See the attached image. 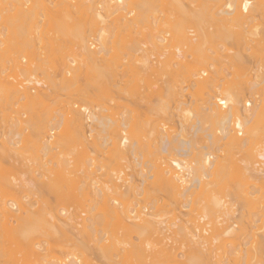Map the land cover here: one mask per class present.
<instances>
[{"label": "bare ground", "instance_id": "obj_1", "mask_svg": "<svg viewBox=\"0 0 264 264\" xmlns=\"http://www.w3.org/2000/svg\"><path fill=\"white\" fill-rule=\"evenodd\" d=\"M55 1L52 7H43L46 12H43V9L38 12L37 8L39 9L43 4L40 3L42 0H0V108L7 106L9 110L11 109L9 107L13 108L19 104L21 109H25V112L23 110L22 113L19 112L18 105V110L17 107L11 109L12 115L9 113L1 119L4 124L0 128L2 129L0 131V185L4 181V184L11 186V189L7 187L8 185L6 186L10 191L12 190L11 192L14 191L12 188H16L18 192L23 189L26 194L28 193L24 196L25 192L22 191L24 193L18 200L15 199L14 194L15 200L13 198L8 201L0 200V220L3 222V224L0 222V227L5 228L7 223L10 225L12 221L10 223L9 221L13 220V217L15 224L18 221L15 228L12 225L11 230L4 231L19 237L15 240L23 241V246L28 252H26V258H28L27 254H30L34 257V262L43 259V256H40L41 251L40 255L37 252L41 250V246L43 247V242L49 246L52 243L54 246L56 243L53 244V242L56 241L57 245L54 246L56 249L59 246L61 249L65 248L70 243L68 246L70 250L59 251L61 256L63 254L64 260L53 261L50 264H57V262L58 264H115L118 259L122 264L127 262L131 264L132 261L139 260L144 264L149 262L179 264L176 262L183 261L177 258L181 254L178 249L182 250V242L179 248L174 245L183 236L184 246L186 245L185 248L190 246L188 247L190 252L188 251L189 254L185 258L187 251L184 249L185 252L181 255L185 259L182 263L222 264V258L218 257L220 250L215 244L218 239L234 237V241L238 242L240 236L249 232L253 233L252 230L257 226L253 224L259 220H252L253 223L250 221L248 226H244L241 223L244 215L238 212V203L234 205L233 202L240 199L242 204L250 202L248 205H251V202L254 204L256 200L260 203L262 200L259 201V199L264 192V133L262 131L264 129L262 127L264 121V32H259L253 27L254 34H251L249 33L251 28H248L246 35H252L253 41L255 39L256 46L253 48L244 42L246 40L244 38L247 37L243 35L245 28L239 30L240 32L232 31L234 24L239 27L249 26L248 20L254 18L255 12L260 11L259 8L262 7L261 10H263L264 0H215L214 5L206 6L208 12L205 6L206 12L201 9L203 4L197 7L194 0L195 3L188 0L186 4L183 0H98L97 4L89 3L96 4V7L92 8L91 5V8L87 10L88 17L80 21L74 17L77 12L71 9L77 5V0ZM88 1L92 2V0ZM51 3L52 1L48 2V4ZM189 3H192L194 7H191ZM6 4H9L8 8L5 7ZM163 5L167 7L161 8L160 6L163 7ZM20 6L24 7L23 10H20ZM159 7L161 10H158ZM193 8L201 10H195L196 14L193 15L191 14L194 13ZM198 11L200 13H197ZM201 12L209 15L201 14ZM185 22L187 26L183 27ZM142 23L145 24L143 28L139 27ZM230 23H233L232 27ZM145 28L148 30L146 34H144ZM122 35L130 38L135 35L137 37L135 39L133 37L132 42L130 41L133 46L129 47L133 49H130L131 52L128 51V55H131L125 57L127 61L124 57L122 58L128 62L126 65L124 61V64L120 62L122 60L120 57V60H116L111 65L113 57H109L112 55L110 52L116 45L115 41L118 39L121 41L119 37ZM113 43L115 45L111 46ZM235 43H238V46L240 44L242 53L256 48V53L254 52L257 55L256 61L258 59L257 62L255 61L256 66L249 77L248 70L233 83L220 81V84L216 85L215 76L221 69L217 68L220 62L216 59L217 55L223 52L220 50L227 51L220 57L223 56L225 61L235 63V65L231 64L233 67L239 64L236 62L245 61L243 55L239 53L240 50H233L230 47L227 49L229 44ZM41 44H44L45 48ZM48 44L52 46L54 44L56 47L62 44V48L68 51L63 57L62 49L57 47L58 51L61 50L63 57L61 59L62 57L59 56L62 60L60 74L64 79L61 87L68 89L78 82L84 84L83 88L75 91L81 103L80 110L77 109L75 102L71 104L67 102L68 109L62 110L63 112L61 109L49 108V111L45 112L47 125L42 123L38 129L36 125L39 124L30 125L27 118L25 121L22 116L24 113L35 116L36 107H47L48 103L54 100L53 91L56 87L58 89L56 82L51 80L53 77L50 78L52 74L49 71L52 68L48 66L49 59L39 49L42 47L43 53H48L46 49ZM66 44H71L72 48L70 46L71 49L68 47L66 50ZM19 45L27 49L26 57L29 52L31 57L25 67L20 66L26 62L24 55L21 58L23 62H12V70L15 69L14 73L21 76L24 83H16L14 76L6 75L8 67H4L3 63L6 54L11 50H18ZM51 45L48 50L50 48L54 50ZM244 45L247 47L245 48ZM214 49L219 54L212 58L216 54ZM210 50L214 56L209 55ZM106 56L109 57L107 58L110 62L106 60ZM105 61H107L106 65H103ZM227 62H224L225 65ZM224 63L222 61L220 65ZM215 64L218 65L215 66ZM117 72L121 79H125V81L122 80L125 83H121V79H115L119 76ZM185 73L192 78L191 80L187 78L192 88L198 86L207 90L204 92L206 98H202V107L199 105L200 108L195 111L187 109L188 101L182 99V91H186L187 86L184 88L180 86V80ZM69 74L71 77H66ZM38 75H42V78ZM37 76L41 80L44 79V82L41 83ZM126 78L130 83L134 82V85L130 84L128 90L124 88L129 83ZM104 80L112 83L105 84ZM120 83L124 84L122 89L126 90L123 93L125 94L124 102L129 100L122 104V107L120 106L121 112L118 115L120 118L111 117L108 113L110 108L106 107L107 105L102 107L100 105L99 108L91 105L96 101V93L103 86L102 84L107 85L108 87H105L109 90L119 86ZM30 84L32 88L43 85L46 92L42 93L44 90L41 89L39 94H32L31 88H28ZM132 87L134 90L130 91ZM52 96H54L53 99H51ZM7 100H13L12 103H8L9 106ZM142 102L146 111L141 108ZM140 108L145 112L143 116ZM147 111L150 114H147ZM69 114L70 117H68ZM70 125L75 129V138L77 136V140L73 142L76 147L73 154L75 155V150L82 152V154L80 151L77 152L79 156L81 155L80 158L77 156L80 159L76 161L77 164L73 160L75 156L70 158L68 154L63 155L58 150L61 145L59 141L57 142L60 133L56 135L58 139L51 142L55 130L62 132ZM31 128L32 130L36 128L34 132L38 137L37 152L40 154L34 159L23 155V145L27 140L26 133ZM186 129L187 132H185ZM243 132L244 137H239L243 135ZM89 139H92V143ZM96 153L99 154L97 157L90 156L97 155ZM107 153H113L118 164L117 167L104 171L103 163L99 162ZM242 153L247 158L243 155L244 159L241 161L237 159L239 165L234 158L237 154L241 156ZM217 154L222 161H225L226 157V161L229 159L232 175L241 185L231 195L233 198L230 194H222L219 197L216 193H212L207 199L208 209L206 207L204 211L202 209L203 212L198 211L195 214L197 216L194 217V220H198L197 222L202 221V225L195 223L196 226L194 225L195 227L190 230L187 225L190 220L182 219L187 214L185 213L182 217L181 209L188 208L187 212L190 214L194 212L192 205L196 204V200L215 183V178L223 173L224 168ZM96 158L99 160L97 161ZM4 166H8V170L10 167L11 169L14 167L15 171L20 169V178L12 174L13 169L12 173H10L11 169L8 171L11 175H3L6 174L3 172L7 169L4 170ZM65 174L74 179L70 180L71 178L66 177ZM72 174L74 175L71 176ZM58 175H63L61 178L65 176L61 181L70 182L71 188H75L76 192L72 190L74 202L68 208L60 209L61 211L50 210L47 207L44 208L48 211L42 208L41 210L37 205L38 199L32 198L35 195L38 196L37 192L40 194L37 186L52 192L57 179L55 176L59 177ZM16 189L15 192H17ZM154 192L163 193L173 203V208L167 214H160L159 209L155 208L156 199L150 196ZM208 195L210 193H207L205 197L207 198ZM29 196L32 197L28 198ZM147 199H150L149 208L140 205ZM17 209L20 213L16 216L13 211ZM77 209L80 210L77 211ZM168 214L171 216L167 217ZM23 215L25 217H22ZM97 218L114 220L115 227L122 231V237H117L119 231L112 236L107 230L98 228ZM39 235L45 238L43 242L36 240ZM132 235L137 238V243L132 241L134 240ZM60 240L65 241L66 245L58 243ZM242 240L240 237V241ZM247 241L242 244L238 242L244 248H239L238 243L236 245L233 240L230 241L228 243L230 254H237L232 255L236 257L223 261L224 264H229L230 260L233 264H264V251H259L264 243L259 246V249ZM216 250H219L218 253ZM91 254L99 256L94 255L93 258H89ZM180 257L183 259L182 256ZM35 258L38 259L35 260ZM100 259H106L107 263ZM223 259L225 260L226 257ZM120 261L116 263L121 264Z\"/></svg>", "mask_w": 264, "mask_h": 264}, {"label": "rangeland", "instance_id": "obj_2", "mask_svg": "<svg viewBox=\"0 0 264 264\" xmlns=\"http://www.w3.org/2000/svg\"><path fill=\"white\" fill-rule=\"evenodd\" d=\"M44 1V2H43ZM50 1H52V3L51 4H48V2H50ZM55 0H42V2H40V3H43L42 5H40V7H39V9L37 8V10H38V12H39V10H41V9H43L42 11L43 12H46V9L45 8H43V7H47V6H51L52 4H54V3H56V1L54 2ZM78 1V3H77V5L74 7V8H71V9H73L74 10V12H77V13H75V19H77L78 21H80L81 19H83V20H85L84 18H87L88 16V13H89V11H87L88 10V8H91V5L92 4H89V3H98V0H92V2H90V1H88V0H82L81 2H80V0H77ZM95 1V2H94ZM184 2H185V4L186 3H188V2H190V1H192V3L194 2V1H196V6L197 7H199V5H201V4H203V6L201 7V9H203V11L205 10V12H206V9H207V7H210V6H212V5H214V2H215V0L213 1V0H183ZM186 1H188V2H186ZM33 2V1H32ZM32 2H31V5H32ZM54 2V3H53ZM84 2V3H83ZM85 2H87V3H85ZM183 2V3H184ZM197 2H198V4H197ZM200 2V3H199ZM33 3H35V2H33ZM192 3H189L190 4V6L192 7H194V5L192 4ZM83 4V5H82ZM86 4V5H85ZM87 4H88V6H87ZM96 4L94 5H92V8H93V6H95L96 7ZM205 4V5H204ZM207 4H211V5H207ZM7 5H9V4H6V8H8L7 7ZM46 5V6H45ZM89 5H90V7H89ZM3 6V5H2ZM29 6V5H28ZM78 6V7H77ZM84 6V7H83ZM187 6V5H186ZM189 6V7H190ZM195 6V7H196ZM204 6L206 7V9L204 8ZM18 8H19V6H17ZM17 7H16V9H15V11L17 10ZM32 7V6H31ZM52 7V6H51ZM83 7V8H82ZM161 8H166L167 7V5H163V7L162 6H160ZM158 8V10H161V8ZM10 8V7H9ZM23 8L24 7H22L21 8V6H20V10H23ZM26 8V7H25ZM50 8V7H49ZM48 8V9H49ZM56 8V7H55ZM59 8V7H58ZM76 8V9H75ZM262 8V7H261ZM261 8H259L260 9V11H259V9H258V11L259 12H255V15H254V20L252 21V20H248V24H249V26L247 27L246 25L245 26H243V25H241L240 27L239 26H237V24H234L235 26H233V28H232V31H236V32H240L239 30H243L244 28V31L243 32H245V34H243V32H241L243 35H245V36H247V37H249V38H244V39H246V40H244V42L245 43H247L248 44V46H256V44H255V39H254V41H253V37H251L252 35H246V33H247V31H249V29L248 28H251V32H249V33H251V34H254V33H252V31L254 32V28L255 29H257L259 32H264V8H263V10H261ZM51 9V8H50ZM82 9V10H81ZM84 9V10H83ZM188 9V8H187ZM190 9V8H189ZM198 9H200V8H193V10H194V13H191V14H196L195 12L198 10ZM200 9V10H201ZM45 10V11H44ZM72 10V11H73ZM196 10V11H195ZM14 11V12H15ZM82 11V12H81ZM186 11V10H185ZM188 11V10H187ZM81 12V13H80ZM87 12V13H86ZM164 12L165 13H167L166 12V10H164ZM163 12V13H164ZM189 12V11H188ZM192 12V11H191ZM205 12H201V14L203 13V14H206ZM207 12H208V9H207ZM80 13V14H79ZM84 13V14H83ZM86 13V14H85ZM162 13V14H163ZM187 15H189V13H187V12H185ZM197 13H200L199 11L197 12ZM77 14V15H76ZM161 14V15H162ZM208 14V13H207ZM206 14V15H207ZM80 15V16H79ZM83 15V16H82ZM209 15V14H208ZM85 16V17H84ZM190 16V15H189ZM192 16V15H191ZM250 21H252V22H250ZM243 22V21H242ZM244 22H246V21H244ZM247 23V22H246ZM183 24H185V25H183ZM182 25H183V27L184 26H187V24H186V22L185 23H183ZM189 24V23H188ZM233 25V23H230V26L232 27V25ZM143 25H145V24H143L142 23V25L141 26H139V27H142L143 28ZM231 27H230V29H231ZM242 27V29H240ZM254 27V28H253ZM246 28L248 29V30H246ZM204 29H205V27H204ZM146 28H145V31H144V29H143V31H144V34H146L145 32H146ZM246 30V31H245ZM148 31V30H147ZM256 31V30H255ZM258 31H256V32H258ZM148 33V32H147ZM150 33V32H149ZM154 33V32H153ZM123 36V35H122ZM122 36H120L119 38L121 39V41L118 39H116L117 41H115V44L113 43V44H111V46H114V47H112L113 49V51L112 52H110V53H112V55H109V57L111 56V58L113 57V59H111V60H113V62H110V61H108V56H106V60L108 61V62H110L111 63V65L114 63V62H116V60H120V59H122L123 57L125 58V57H128V56H130V55H128L129 54V52H131V48L132 47H129V46H133V44L131 45L130 43L132 42V40H133V37H134V39L135 38H137L136 37V35L135 36H132V38H130L129 36H126V37H122ZM138 36V35H137ZM128 37V38H127ZM139 37H140V35H139ZM142 38V37H141ZM251 38V40H249ZM138 39H140V38H138ZM131 41V42H130ZM246 41H248V42H246ZM242 43H243V41H242ZM45 44V43H44ZM44 44H41V45H44ZM130 44V45H129ZM238 44V43H237ZM236 43L233 45V47H231L232 45L231 44H229L230 46H227V49H230V48H233V50H235V49H238V51L240 50V52L239 53H241L242 55H243V58L245 59V61L244 60H241L242 62H244V64L241 62L240 63V61L239 62H236V63H239L238 65H236V66H234L233 67V65L231 66V64H234L235 65V63H230V61L229 60H227V61H225V58L222 56V57H220V55L223 53V52H225L226 50H220V48L219 47H216L217 49H219L220 50V52L221 51H223L221 54H219V52H215V49H214V53H216L215 54V56H214V53H212V51L211 52H209V55H212V56H214V57H212V56H210V57H212V58H215L216 57V55L217 54H219V56L217 55V59L216 60H218L219 59V62H220V64L222 63V61H223V63L224 62H227V65H225V63L224 64H222L223 65V67H222V65H220L219 63V65L218 64H215V66H217V68H219L220 69V73L218 74V75H213V76H215V78H217V79H215L216 81H215V84L217 85V84H220V81H222L221 83H225V82H230V83H233L234 81H236L237 79H238V77L240 76V75H244L245 73L244 72H248V70L250 71L247 75H248V77H249V75H250V73L252 74V70H253V68L256 66V63H255V61H256V54H254V52L256 53V48H255V50L254 49H249V51H246V52H243L242 53V51H241V49H240V44H239V46L237 45ZM41 45H40V47H41ZM51 44H48L47 46L49 47ZM65 45V44H64ZM94 45H95V43H94ZM97 45V44H96ZM58 46H59V44H58ZM57 46V47H58ZM62 44H61V46H59L61 49H62V52H60V51H58V49H60L59 47H58V49H57V47L53 44V46L51 45V47H53V49L54 50H52V48H50L49 50H48V47L46 48L47 49V51H48V53L50 52V54H48V53H43V51L41 50V48H39L40 49V51H41V53L42 54H45L47 57H48V59H49V62H50V64H48V66H50L52 69L49 71L50 72V74H52V75H50V78L51 77H53L51 80H53V82H56V85H58V89H57V87H56V90H54L53 91V93H54V96H52L51 97V99H53V97H54V100L52 101L51 100V103L49 102L48 103V105H47V107H40V106H37L36 107V115L35 116H30V115H28L29 113H27V114H25L24 113V115L21 117L22 119H26L27 118V121H29V124L31 125H35V124H39V125H36V128L38 127V126H40V124H42V123H44L45 125H47L46 124V121H45V119L47 120V117L45 116V112L46 111H49L48 109L49 108H51V109H58V110H60L61 109V112H63V111H66V109H68V106H67V102L68 103H73V102H75L76 104H77V106H78V110H80V106H81V103H79V97L78 96H76V93H75V91L79 88V89H81V88H83V82H78L77 84H75L73 87L72 86H70L68 89H66V88H63V87H61V86H63V82H64V79H63V77H61L62 75L60 74L61 72V59H63V57L65 56V53L66 52H68V51H65V49L64 48H62ZM70 46H71V44L69 45H67L66 44V46H65V48H67L66 50H68V47L70 48ZM245 46V45H244ZM20 47V48H19ZM19 47L17 48L18 50H11L10 52H8L7 54H6V57L4 58V61H3V63H4V67H8L7 68V70H6V72H5V74L6 75H12V76H14V78H15V80H16V83H24V81L22 80V77L21 76H18V74L17 73H14V71H15V69L14 70H12L13 68V63L16 61V62H20V61H22V59L21 58H23L24 56V59H26V62L25 63H22V65H20V66H24L25 67V65L28 63V60L29 59H31V57H29V55H30V52H29V55L26 57V55L28 54V51H27V49H25L24 47V49L22 48V45H19ZM37 47H39V46H37ZM44 48H45V45L43 46ZM230 47V48H229ZM247 47V45L245 46V48ZM251 47V48H252ZM22 48V49H21ZM71 48H72V46H71ZM70 48V49H71ZM213 48V47H212ZM244 48V49H245ZM254 48V47H253ZM45 49V50H46ZM133 49V48H132ZM26 50V51H25ZM28 50H30V49H28ZM44 50V49H43ZM96 49H94V51H95ZM232 50V49H231ZM31 51V50H30ZM39 51V50H38ZM129 51V52H128ZM128 52V53H127ZM227 52V51H226ZM61 53H62V56H61ZM212 53V54H211ZM237 53V52H236ZM32 54V53H31ZM232 54H234L233 52H232ZM241 54H239V56H241ZM24 55V56H23ZM50 55V56H49ZM32 56V55H31ZM43 56V55H42ZM62 57L61 59H60V57ZM122 56V57H121ZM29 57V58H28ZM51 57V58H50ZM108 57V58H107ZM119 57H120V59H119ZM224 58V59H220V58ZM152 58V57H151ZM191 58V57H190ZM189 58V59H190ZM241 58H242V56H241ZM240 58V59H241ZM126 59V58H125ZM162 59V58H161ZM239 59V60H240ZM13 60V61H12ZM263 60V59H262ZM30 61V60H29ZM48 61V60H47ZM107 61H105V64H103V65H106V62ZM125 62V65L128 63V62H126L127 61V59H126V61L124 60V59H122V60H120V62L122 63V62ZM235 61H238V60H235ZM257 61H258V59H257ZM256 61V62H257ZM13 62V63H12ZM15 62V63H16ZM23 62V61H22ZM48 62V63H49ZM124 62L122 63V64H124ZM264 62V61H263ZM262 62V63H263ZM117 63H118V61H117ZM255 63V64H254ZM21 64V63H20ZM119 64V63H118ZM229 64V65H228ZM102 65V64H101ZM117 65V64H116ZM253 65V66H252ZM59 66H60V68H59ZM226 66H227V68H226ZM231 66V67H230ZM105 67V66H104ZM251 67V68H250ZM125 68V67H124ZM216 68V69H217ZM119 69V68H118ZM123 69V68H122ZM215 69V68H214ZM247 69V70H246ZM218 70V69H217ZM224 72H223V71ZM116 71H117V69H116ZM119 71H120V69H119ZM118 71V72H119ZM116 73V74H118L119 75V73H121V72H119V73ZM223 72V74H221ZM244 73V74H243ZM70 75V74H69ZM69 75H66V77H68V78H70L71 77V75L69 76ZM38 76H42V75H38ZM37 76V77H38ZM185 76H186V80H185ZM223 76V77H222ZM7 77V76H6ZM40 77H38V79H40L41 80V78ZM160 77V76H159ZM189 76L188 75H186V73L185 74H183L182 75V79L180 80V76H179V78H178V81L180 80L181 82H180V86H182L183 88L185 87V86H187L186 87V91L184 90V91H182V99H185L186 101H188V104H187V109H190L191 111H195V110H197V109H199L200 107H199V105L201 106L202 105V103L201 102H203V100H202V98L203 97H205L206 98V95H205V93L204 92H206L205 90H203V89H201L200 87H198V86H194V88H192L190 85H189V81L187 82V80L188 79H192V78H188ZM222 77V78H221ZM9 78H11V77H9ZM158 78V77H157ZM162 78H164V77H162ZM177 78V77H176ZM175 78V79H176ZM188 78V79H187ZM220 78V79H219ZM8 79V78H7ZM115 79L117 80V79H121V77H120V75L119 76H117V77H115ZM124 79V78H123ZM123 79H121V83H125V82H122V80ZM219 79V80H218ZM222 79V80H221ZM244 79V78H243ZM10 80V79H9ZM126 80L129 82L127 85V87H124L125 89H127L128 90V88H130V84H133L134 85V82L132 83H130V81H129V79H127L126 78ZM164 80V79H163ZM241 80V79H240ZM23 81V82H22ZM124 81H125V79H124ZM160 81V80H159ZM165 81H166V79H165ZM218 81V82H217ZM224 81V82H223ZM41 83H43L44 82V79L43 80H41L40 81ZM104 82H105V84H109V83H112V82H107V81H105L104 80ZM107 82V83H106ZM120 83V85L119 86H117V87H112V84H111V89H109L108 90V88H106L105 86H107V85H105V84H102L103 86H101V88L99 89V91L96 93V101L95 102H93L91 105H94V106H96L97 108H99V106L101 105V107L102 106H104V105H107L106 107H109L110 108V110L108 111V113H109V115L111 116V117H113V118H120V116H118V115H120V112H121V110H120V106L122 107V104L124 105V103L128 100H126L125 102H124V97L123 96H125V94H123V93H125L126 92V90L124 91V88L122 89V86L124 85H122ZM158 83H160V82H158ZM162 83V82H161ZM160 83V84H161ZM229 83V84H230ZM163 84V83H162ZM182 84V85H181ZM228 84V83H227ZM132 85V86H133ZM164 85V84H163ZM163 85H161V86H163ZM155 86V85H154ZM153 86V87H154ZM226 86V85H225ZM44 86L43 85H41L40 87H38V88H32V84H30L29 86H28V88H31V90H30V92L32 93V94H35V93H38L39 91H41V89H43L44 91L42 92V93H44V92H46V90H45V88H43ZM108 87V86H107ZM155 87H157V86H155ZM121 88V89H120ZM133 88V87H132ZM134 88H135V86H134ZM134 88L133 89H129L130 91H132V90H134ZM123 91V92H122ZM104 92V93H103ZM41 93V92H40ZM53 93H52V95H53ZM135 93V92H134ZM39 94V93H38ZM123 94V95H122ZM128 94H129V92H128ZM127 93H126V96L128 95ZM203 94V95H202ZM75 95V96H74ZM57 96V97H56ZM77 97V98H76ZM132 97H133V95H132ZM135 97V96H134ZM263 97V96H262ZM131 98V97H130ZM204 99V98H203ZM57 101V106H55L56 105V101ZM107 100H109V101H107ZM132 100H133V98H132ZM8 102H7V104L9 103V102H11L12 103V101H10V100H7ZM112 101V102H111ZM129 101V100H128ZM109 102V103H108ZM131 102V101H130ZM129 102V103H130ZM249 102H251L250 100H249ZM59 103V104H58ZM128 103V102H127ZM10 104V103H9ZM9 104H8V106H9ZM19 105V104H18ZM18 105L16 106L17 107V110H18ZM51 105V106H50ZM60 105V106H59ZM127 105V104H126ZM142 105H143V102H142ZM142 105H141V108L143 109L144 108V105H143V107H142ZM20 106V108H19V112H21L22 113V110H23V112H25V109H21L22 107H21V105H19ZM57 107V108H55V107ZM59 106V107H58ZM16 107H9V108H11V109H15ZM65 109H63V108ZM73 107V106H72ZM202 107V106H201ZM8 110V107L7 106H5L4 108L2 107V108H0V128H2L1 127V125H3L4 123H3V121L1 122V119L4 117H6V116H4V115H9V113L11 114V109H9L8 111L6 110V109ZM139 108V107H138ZM140 108V111H142V109ZM246 108H248L247 106H246ZM249 108H251V107H249ZM122 109V108H121ZM1 110H3V111H1ZM63 110V111H62ZM97 110V109H96ZM139 109H137V111H138ZM144 111H146L145 110V108H144ZM52 112H53V110H52ZM50 113H51V110H50ZM139 113V112H138ZM144 113L145 112H143L142 111V116L144 115ZM150 114V112H148L147 111V114ZM139 114H141V113H139ZM146 114V115H147ZM12 115V114H11ZM145 115V116H146ZM71 115L69 114L68 115V117H70ZM150 116V115H149ZM155 116V115H154ZM154 116H153V118H154ZM8 117V116H7ZM166 116H164V118H165ZM150 118V117H149ZM156 118V117H155ZM175 120V119H174ZM26 121V120H25ZM45 121V122H44ZM171 124V123H170ZM33 125V126H34ZM262 127L264 128V121L262 122ZM42 126V125H41ZM40 126V127H41ZM5 127V126H4ZM40 127H38V129L40 128ZM44 127V126H43ZM42 127V129H44ZM36 128H33L34 130L36 129ZM263 128H261V129H263ZM34 130H32V128L31 129H29L28 130V133H26L27 134V140H26V142L24 143V148H23V155H25V157L26 156H28L29 158H32V159H34V158H37L38 156V152H37V144H38V137L36 136V132H34ZM235 130V129H234ZM237 130V129H236ZM235 130V131H236ZM0 131H2V129L0 130ZM36 131V130H35ZM263 131V133H264V129L262 130ZM262 131L260 132V133H262ZM185 132H187V129H186V131ZM60 133V134H59ZM59 134V137L58 136H56V135H58ZM75 135H76V132H75V129H74V127L72 126V125H70V126H68V128L65 130H62V132L60 131V130H55L54 131V134H53V138H51V142L53 143V142H55L56 141V139H58L57 140V142L59 141V143L61 144L60 145V147H58V150L61 152V154H63V155H69L68 157H70V158H72V157H74L73 158V160H74V162L77 164V162L76 161H78V160H80L79 158L81 157V155L79 156V152L78 151H80V150H78V151H76L75 150V155L73 154L74 152V148H76V147H74V145H73V142H75V140H77L76 138H77V136H76V138H75ZM94 135V133H92V137H94L93 136ZM239 136V135H238ZM58 137V138H57ZM239 137H244V132H243V135L242 136H239ZM75 138V139H74ZM94 139V138H93ZM74 140V141H73ZM116 140V139H115ZM89 141H91L90 143H92V139L90 140L89 139ZM76 145H77V142H76ZM73 147V148H72ZM77 147H78V145H77ZM79 148V147H78ZM78 152V153H77ZM80 153L82 154V152L80 151ZM77 154V155H76ZM97 154V153H96ZM227 154H229V153H227ZM241 154V153H240ZM240 154H237L235 157L236 158H234V160L236 159V161H237V159L238 160H242V159H244V154L242 153V155L240 156ZM40 155V154H39ZM99 154H97V155H95V154H92V155H90V156H94V157H97ZM218 155V154H217ZM222 156L224 155V154H221ZM226 155V154H225ZM244 155V156H243ZM77 156H79V158L77 157ZM233 156V157H234ZM76 157H77V160H76ZM100 157V156H99ZM103 157V160H100L101 162H99V163H103V165H104V167H105V169L103 168V170L104 171H106V169L108 170V169H112V168H114V167H117V164H118V162H117V158H116V156L113 154V153H107V154H105V155H103L102 156ZM105 157V158H104ZM246 157V156H245ZM223 158V157H222ZM225 158V157H224ZM223 158V159H224ZM240 158V159H239ZM247 158V157H246ZM245 158V159H246ZM97 159V158H96ZM100 159H101V157H100ZM226 159H227V157L224 159L225 161H222V159H221V157L218 155V160L219 161H221L220 162V164L223 166V168H224V171H223V173L221 174V175H218L216 178H215V183L214 184H212L211 186H209L208 187V190L204 193V195L203 196H201L199 199H197L196 200V204H194V205H192V208H194V212H191V214L189 213V212H187V211H189V209L188 208H185V209H181L182 210V217L184 216V214L186 213L187 214V216H184L182 219H184V220H190L189 221V223H187V225H189L188 226V229H192V228H194L195 226H196V224L198 223L199 225H202V221L201 222H197L198 220H194V217L195 216H197V215H195V214H197V212L198 211H200L201 210V212H203L204 211V208H206L207 207V205H208V198L212 195V193H216L219 197H221L222 196V194H230V197H232L231 195H233L234 193H235V191H236V188L237 187H239L240 185H241V183L238 181V179L236 178V177H234L233 175H232V165H231V163H229L228 161H229V159L226 161ZM99 159H97V161H98ZM239 161H237V163H238ZM75 163H73V164H75ZM239 164V163H238ZM220 165V167L222 168V166ZM240 165V164H239ZM241 165H243V163H241ZM8 166H4L3 168H4V170L7 168ZM3 168H1V170L3 169ZM14 167H12V169H13ZM19 168V167H18ZM11 169V167L9 168V170ZM11 169V170H12ZM8 170V168L3 172V173H5L6 172V174H3V175H9L10 173H12L13 172V170H14V173H12L13 175H18V177L16 176V178H20V174H19V170L17 171V169H16V171H15V169H13L12 171H10V173L8 172L9 171ZM56 171H58V170H56ZM8 172V173H7ZM37 174V173H36ZM62 174V173H61ZM11 175V174H10ZM64 175V174H63ZM63 175H61V176H63ZM66 175V174H65ZM74 174H72L71 176H73ZM59 177H56L55 176V178H57L56 179V181L54 182V189L52 190V192H49V191H47V190H45L44 189V187H43V189L42 188H40V186L38 187L37 186V190H39L40 191V194H39V192H37V194H38V196H29L28 198H30V197H32V198H36V199H38V200H36V201H39L38 202V208H39V206H40V209L42 208L43 210L47 207V208H49L50 210H52V209H55L56 211L58 210V211H61L62 210V208H68V206L69 205H71L72 204V202H74L73 200H74V190H75V188L73 189V188H71V186L70 185H72L70 182H62L61 181V179H63L64 177H62L61 178V176L60 175H58ZM67 176H69L68 178H71L70 180H73L74 178L73 177H70V175H66V177ZM37 177V176H36ZM75 177V176H74ZM73 178V179H72ZM40 179V178H39ZM61 181V182H60ZM2 182V181H1ZM3 184V186L2 185H0V200H5V201H8L9 199H14V196H13V194L16 196L15 197V199L16 200H18L19 198H21L22 197V195H23V193L25 192L23 189L22 190H20V189H18V190H20L19 192H20V194H19V192L17 191V189L16 188H12L14 191L13 192H11L7 187H11V186H9L6 182V184H4V181L2 182ZM1 184V183H0ZM8 185V186H7ZM41 185V184H40ZM7 186V187H6ZM56 186V187H55ZM2 187H4V188H2ZM11 189V188H10ZM15 189H16V191L17 192H15ZM73 190V191H72ZM22 191H24L23 193H22ZM75 192H76V190H75ZM15 193H17V194H15ZM207 193H210V195H208V197L206 198L205 196L207 195ZM218 193H220V194H218ZM264 193V192H263ZM262 193V194H263ZM22 194V195H21ZM28 194V193H27ZM26 194V192L24 193V196L25 195H27ZM261 194V198L259 199V201H261L260 203H258L257 201L258 200H256V202L253 204V202H251V205H248V203H250V202H248L247 204H242L243 202H241V200L240 199H237L238 201H234L233 203H234V205H236L235 203H238L237 205H238V212L241 214H243L244 216H243V219L241 220V223L242 224H244V226H248V223L250 222V221H252V220H257V219H259V220H257L258 222L257 223H255V224H253V225H257L253 230H252V232L253 233H245V235H243V236H240L241 237V240L242 241H240V237H239V241L238 242H240V244H242L243 242H245V241H247V242H251L250 244H252V245H254V247H258L259 248V246L261 245V244H263L264 243V214L262 215V213L264 212L263 210V207H264V194L262 195ZM2 196H4V198L2 197ZM20 196V197H19ZM150 196H152L154 199H156V202H155V208L156 209H159V212H160V214H167L168 213V211L171 209V208H173V203L169 200V199H167V197L168 196H166L165 197V195L163 194V193H158V192H154V193H152V195H150ZM76 197V196H75ZM79 197V196H78ZM152 197H150V199L152 198ZM80 198V197H79ZM78 198V199H79ZM233 198V197H232ZM14 199V200H15ZM34 199H33V201H34ZM138 199H140L139 197H138ZM150 199H147L146 201H145V203L143 204H141L140 203V205H142V206H146L147 208H149L150 207V204H149V200ZM227 198H225V200H226ZM254 200V199H253ZM23 201V200H22ZM29 201V200H28ZM30 201H32V199L30 200ZM243 201V200H242ZM250 201H252V199L250 200ZM144 202V201H143ZM262 203V204H261ZM146 204V205H145ZM169 204V205H168ZM171 204V205H170ZM209 206H211V205H209ZM239 206H240V208H239ZM262 206V207H261ZM18 207V206H17ZM45 207V208H44ZM72 207V206H71ZM190 208V207H189ZM41 209V210H42ZM61 209V210H60ZM84 209H86V208H84ZM187 209V210H186ZM202 209H203V211H202ZM207 209H208V207H207ZM240 209V210H239ZM80 210V209H79ZM78 209H77V211H79ZM87 210V209H86ZM155 210V209H154ZM13 211V210H12ZM16 211H18V212H16ZM14 210L13 211V214L14 215H16L17 216V214H19L20 213V211L17 209V210ZM45 211H48V210H46L45 209ZM186 211V212H185ZM263 211V212H262ZM175 212H178V211H175ZM188 213H189V215H188ZM177 214V213H176ZM171 216V214H168V216L167 217H170ZM22 217H25L24 215L22 216ZM98 219V223L96 224V226L98 227V228H102V230H107V232L109 233V234H111L112 236L115 234V233H117V231H119V234L117 233V237H122L121 235H122V231H120L119 229H118V227L116 228L115 227V225H114V220H112V219H109V218H97ZM2 220H0V222H1ZM12 221V222H11ZM11 222V223H10ZM17 223L16 224H18V221H16ZM9 223H10V225L7 223L6 224V226H5V228L4 227H0V233H1V231H3L0 235V264H36V263H39V264H45L46 262L47 263H53V261L54 262H56L57 260L58 261H62V260H64V258H63V254H62V256H61V253L59 252V251H64V252H68L69 250H70V247L68 248V246L70 245V243L68 244V246H65V248H57V249H60V250H57L56 249V247H54L55 245H57V242L55 241V242H53V244L54 243H56V244H54V246L52 245V243H50V245L51 246H49L48 244H46L45 242H43V240L45 239H43V237H40L41 235H39V236H37L36 237V240L37 241H42L43 242V247L41 246L40 247V249L41 250H39V251H37L38 252V254L40 255L41 253V255L40 256H43L41 259L42 260H40V261H35L34 262V257L33 256H30V254H27L28 255V258H26V247L25 246H23L24 244H23V241H20V239H17V240H15L16 238H19L18 236L16 237V235H12V234H10V232H6V231H9V230H11V228L14 226V228H15V226H16V224H15V218L13 217V220L11 219L10 221H9ZM196 223V224H195ZM250 223H253V221L252 222H250ZM1 224H3V222H1ZM13 225V226H12ZM195 225V226H194ZM12 226V227H11ZM116 228V229H115ZM9 229V230H8ZM4 230H6V231H4ZM114 230V231H113ZM111 231V232H110ZM5 232V233H4ZM5 234V235H4ZM12 235V236H11ZM7 236V237H6ZM10 236V237H9ZM43 236V235H42ZM6 237V238H5ZM131 237H133L132 239H134V240H132V241H134V243H137L138 241H137V238L134 236V235H132ZM60 239V237H57V239ZM229 238V239H228ZM232 238V239H231ZM64 239V238H63ZM153 239V238H152ZM235 239H236V237H235ZM2 240H4V241H2ZM18 240H19V242H18ZM233 240V242L237 245V241H234V237H221V238H219L218 239V241L215 243L216 245H217V247L219 248V250H216V253H218V251H219V258H225L226 257V259L224 260H222L221 259V261H222V264H224V262H226L227 260H229V259H232V258H234V257H236V256H232L233 254H237V253H233V254H230V252H231V250H229V245H228V243L230 242V241H232ZM236 240H238V239H236ZM2 241V242H1ZM17 241V242H16ZM4 242V243H3ZM21 242V243H20ZM181 242H182V247H181ZM3 243V244H2ZM58 243H64L63 244V246L64 245H66L65 244V241H63V240H60V242H58ZM67 243V242H66ZM179 244H180V247L182 248V250H180V249H178V252L179 253H183L184 254V252H185V250L187 251L185 254H187V255H185L184 257L186 258V256H188V247H190V246H187V248H185V246H184V240H183V236H182V238H179V241H177V243L174 245L175 247H178L179 246ZM239 244V243H238ZM239 244V245H240ZM250 244H248V245H250ZM235 245V246H236ZM252 245H250V246H252ZM63 246H61V247H63ZM242 245H240L239 246V248H244L243 246L241 247ZM250 246H248V247H250ZM68 248V250H66L67 248ZM157 247H159V246H157ZM260 247H262V249L261 250H259L260 252L262 251H264V246H260ZM179 248V247H178ZM22 249H24V250H22ZM44 249V250H43ZM45 249H46V251H45ZM185 249V250H184ZM210 249V248H209ZM208 249V250H209ZM260 249V248H259ZM176 250V249H175ZM184 250V251H183ZM207 250V251H208ZM224 250V251H223ZM252 250V249H251ZM24 251V252H23ZM40 251H41V253H40ZM182 251V252H181ZM176 253V254H179V253ZM190 252V251H189ZM235 252H237V250L235 251ZM28 253V252H27ZM93 253V252H92ZM96 253V252H95ZM174 253V254H175ZM96 254H98V253H96ZM180 254V256H182L183 257V255H181ZM232 256H230V255ZM46 257H45V256ZM93 254H91L90 256H88L89 258L91 257V258H93L94 257V255L92 256ZM96 257H98L97 255H95ZM155 256V255H154ZM179 256V255H178ZM177 257V258H180L181 260H183L182 262H184V257H183V259L181 258V257ZM153 257V256H152ZM157 257H159V255L157 254ZM47 258V259H46ZM63 258V259H62ZM228 258V259H227ZM38 259V258H37ZM36 258H35V260H37ZM40 259V258H39ZM113 259V258H112ZM180 259H177L178 261H180ZM45 262H44V261ZM94 260V259H93ZM96 260V259H95ZM101 261L103 260L105 263H107V261H105L104 259H100ZM107 260H109V259H107ZM113 260H115V258L113 259ZM113 260H112V262H113ZM117 260V259H116ZM115 260V261H116ZM176 260V261H177ZM217 260H218V258H217ZM41 261L43 262V263H41ZM98 261V260H97ZM114 261V262H115ZM120 260L118 259V261H116V262H119ZM175 261V262H176ZM213 261V260H212ZM219 261V260H218ZM224 261V262H223ZM100 262V261H99ZM115 262V264H118V263H116ZM121 262V261H120ZM133 262V263H132ZM131 262V264H141L142 262L139 260V261H132ZM141 262V263H140ZM181 261L180 262H176V263H179V264H184V263H182ZM229 262V264H233L232 263V260H230V261H228ZM60 263V262H59ZM221 263V262H220ZM56 264V263H55ZM57 264H58V262H57ZM109 264V263H108ZM113 264V263H112ZM120 264V263H119ZM121 264H122V262H121ZM127 264H130L129 262H127ZM142 264H144V263H142ZM146 264H151L150 262L149 263H146ZM165 264H170V262H166Z\"/></svg>", "mask_w": 264, "mask_h": 264}]
</instances>
